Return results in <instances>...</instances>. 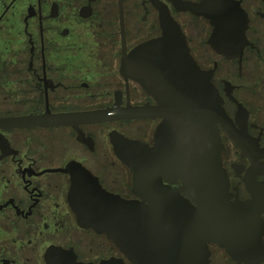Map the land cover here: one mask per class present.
Returning <instances> with one entry per match:
<instances>
[{"label":"flooded vegetation","instance_id":"flooded-vegetation-1","mask_svg":"<svg viewBox=\"0 0 264 264\" xmlns=\"http://www.w3.org/2000/svg\"><path fill=\"white\" fill-rule=\"evenodd\" d=\"M154 1L0 0V120L41 118L25 126L0 125V264H47L52 246L72 250L81 262L126 260L105 234L77 223L69 202L71 175L62 169L80 163L107 191L137 198L132 172L115 154L110 133L153 145L160 118L53 124L45 117L156 104L120 71L124 52L161 32ZM161 1L180 23L198 64L214 69L212 81L223 106L246 140L240 148L219 126L229 201L250 203L252 236L259 239L239 260L210 242L209 264H264V0H236L248 19L247 44L241 58L228 59L210 48L216 57L210 66L195 56L192 38L176 15L205 20L207 45L208 20Z\"/></svg>","mask_w":264,"mask_h":264},{"label":"water","instance_id":"water-1","mask_svg":"<svg viewBox=\"0 0 264 264\" xmlns=\"http://www.w3.org/2000/svg\"><path fill=\"white\" fill-rule=\"evenodd\" d=\"M167 1L177 11L208 20L207 43L216 54L241 58L248 19L238 1ZM154 4L160 34L124 52L120 71L137 81L156 104L45 117L53 124L73 123L74 119L160 118L153 145L117 131L110 133L115 154L132 172V193L137 198L107 191L90 171L71 161L62 169L71 175L70 206L80 226L105 234L126 259L111 257L97 264H209L210 242L239 260L258 237L252 236L250 203L229 201L219 126L228 130L240 148L246 147V140L223 106L212 81L214 69L198 64L167 4L161 0ZM39 119L8 117L0 125L25 126ZM177 179L183 182L181 187L171 185ZM56 260L57 264H94L76 261L72 250L52 246L46 261L56 264Z\"/></svg>","mask_w":264,"mask_h":264},{"label":"rangeland","instance_id":"rangeland-1","mask_svg":"<svg viewBox=\"0 0 264 264\" xmlns=\"http://www.w3.org/2000/svg\"><path fill=\"white\" fill-rule=\"evenodd\" d=\"M176 17L186 26L187 32L192 38L191 45L195 56L198 57L204 66H210L212 60L216 57L210 47L205 43L209 32L207 22L188 14L176 15Z\"/></svg>","mask_w":264,"mask_h":264}]
</instances>
